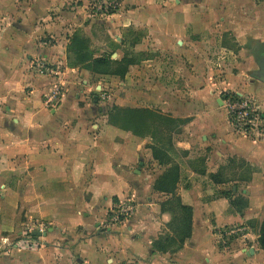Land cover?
<instances>
[{"label":"crops","instance_id":"1","mask_svg":"<svg viewBox=\"0 0 264 264\" xmlns=\"http://www.w3.org/2000/svg\"><path fill=\"white\" fill-rule=\"evenodd\" d=\"M91 2L0 0V193H5L0 264H264L258 244L264 218V121L260 134L240 135L219 102L227 79L233 92L258 97L264 119V82L254 75L263 66L259 62L253 78L247 71L216 77L213 26L203 18L234 12L210 8L213 0H119L120 8L104 16L89 9ZM131 27L146 29L137 50L180 54L168 59L163 73L149 68L154 78L169 79V84L157 81L164 108L190 119L178 142L191 163L182 170L179 193L193 207V231L174 254L152 249L171 215L162 214L155 199L159 195L152 187L163 170L148 169L150 138L109 123L95 95L91 101L103 82L92 84L90 71L68 64L74 34L90 40L95 57L107 52L119 58ZM237 33L240 51L247 49V60L257 63ZM249 33L261 49L264 29ZM40 58L56 73L37 74L32 65ZM245 65L237 62L241 70ZM173 78L185 86H172ZM57 88L58 102L48 105ZM230 189L248 199L243 214L223 194ZM133 193L139 203L134 217L106 226L109 209ZM33 222L48 226L43 235L33 236L37 246L14 245L15 226ZM235 224L249 230L222 246L218 232Z\"/></svg>","mask_w":264,"mask_h":264},{"label":"rangeland","instance_id":"2","mask_svg":"<svg viewBox=\"0 0 264 264\" xmlns=\"http://www.w3.org/2000/svg\"><path fill=\"white\" fill-rule=\"evenodd\" d=\"M90 4V10L98 15H104L101 13V10L98 9V6L95 7L94 1L91 0ZM213 5H210V8L216 7V8H228L230 7L232 9L233 14L230 15H214V16H204L205 22L212 25L213 28L211 29L212 32L210 36L214 37V48L213 51V58L215 61V66L217 68V71L219 72V75L217 74L216 77L225 78L227 74H233V72H236L237 74L242 71H247V78H253V71L259 68V62L262 60V55H264V49H260L257 47V42L252 39L251 34L249 33L254 28H262L264 29V0H213ZM116 8L115 12L120 8L119 0H116L115 2ZM208 7V5H207ZM92 8V9H91ZM215 9V8H213ZM127 32L125 33V38L127 41L122 45V53L121 57L117 58L115 55H111L110 53H105L102 56H111L113 59H121L123 57H128L132 59L135 64L131 65L129 67V70L124 78H121L119 76H113V75H96L93 74V77L91 79L92 84H96L98 82H103V88H94L92 95H91V101L94 98L97 99V104L101 105V107L104 109L105 114H107L108 121H109V114L114 112V106H119L122 108H143V109H150L157 116H164L168 118H173L177 121L181 120L184 121L183 123L177 122V123H170L164 119H158V121H155L154 119H150L148 123V128L143 131L142 135H137L131 131L122 129L127 132H131L133 135L141 138H150V143L148 147L151 149V146L157 145L159 148L163 149L165 153H167L169 158H171L170 164H160L158 160H156L153 156L152 149L151 154L153 160L149 163L148 169H155L158 168L160 170H163L162 174L156 179V181L167 171V169L170 166H177L178 169H180L181 177L180 181L184 180L185 177L182 176V170H185L189 167L190 160H185L184 158L189 154L188 150L182 149L180 146H178V142L180 140L181 134L183 133L184 126L188 123L190 119L188 118H181L179 116H175L173 112L170 111V109L166 110L164 107L165 105L161 102L164 99L163 96V89L157 88V81L167 82L169 84L168 77H164V75L159 74L156 78H154V75L149 72V68L154 69H160L159 72L163 73L162 69L167 63L168 59H173L180 54L178 52H174L173 54H170L169 52H164L162 49H158L154 52H147V50H137L138 44L142 42L143 38L147 36V33H145V28H127ZM238 32V33H237ZM239 32L242 33V39L245 41L243 46H248V50H252V52L256 56L257 63L247 60V56H249V52L247 51H240L241 46H239V43L235 40ZM83 37H86L85 35H82ZM87 38V37H86ZM90 42V40H89ZM216 43V44H215ZM90 50L93 51V48L91 47V42L89 43ZM215 45L217 48H215ZM226 47L227 49L223 48ZM229 46L230 49L227 47ZM115 51V50H114ZM207 51V54H209L210 50H204ZM117 52V51H116ZM205 55V54H204ZM72 58L70 61H68L69 66H74V54L71 56ZM165 58V59H162ZM245 62V66L242 68L237 67V62ZM224 63V65H222ZM237 67L234 68L233 66ZM51 66V65H50ZM172 66H178V65H172ZM52 67V66H51ZM54 68V67H53ZM80 68L83 70H86L83 65H80ZM211 71V69H210ZM56 72V70H55ZM38 74V73H37ZM55 74V73H54ZM46 75V74H45ZM51 75V74H50ZM53 75V74H52ZM107 76V77H105ZM212 76V74H211ZM209 76V77H211ZM215 76V75H214ZM178 77V76H177ZM103 78V79H102ZM213 78V76L211 77ZM226 83L223 84V86L219 89V102L222 101V105L225 106V99L226 95L236 93L231 90V82L227 81L225 79ZM171 82H174L175 84L172 86H176L177 89L180 85V80L177 78H173ZM180 86H185V83H181ZM189 87V86H188ZM102 91V93L100 92ZM103 93H106L107 95L103 98ZM237 94V93H236ZM179 95V94H178ZM249 96L250 98L256 99L260 105L261 101L258 100V97L253 94H245ZM56 104V103H55ZM51 105V104H48ZM226 107V106H225ZM110 123V122H109ZM119 128V127H118ZM121 129V128H120ZM153 135L155 137L153 138ZM243 135V134H240ZM200 153L203 152V149L198 150ZM165 153H161L164 160H167V156H165ZM156 163L157 165H154L153 163ZM145 168L146 165H144ZM144 168V167H143ZM236 178V177H235ZM155 181V182H156ZM155 182L153 184V191L158 193L159 197L155 198L156 201L160 204V211L161 213H168L171 215V220L173 218H177L181 215V212L179 210V207L177 206V203L173 200L176 194L177 197L181 198V195L179 193V183L177 186V190L174 195L168 194L165 192L157 191L154 188ZM226 193H230L234 197H238L239 195H243L241 193L233 192L232 189L224 191V195ZM5 193H0V198H3ZM1 200V199H0ZM182 200V198H181ZM183 202V200H182ZM120 203L129 204L132 203L134 208L132 212H130L128 215L123 217V221L118 224H113L110 220L112 217V211L116 210V206H118ZM138 196L136 193H133L131 195H128L124 197L122 200H118L116 204L112 206L111 209L106 213L105 218V225H120L124 221L130 219L131 217H134V213L138 209ZM171 211V213L169 212ZM174 212V213H173ZM108 219V221H107ZM169 221V222H170ZM168 223H166L165 228L159 234L157 238L154 239L153 243L156 239H158L161 236H165L167 234L173 233L171 229L168 226ZM41 225L42 231L46 232L48 231V226L42 222H33L29 225L25 224H19L16 225L15 228L12 231L13 235V244H24L23 242L28 240L27 237H30L33 239L32 233L34 231H38L37 228ZM241 224H235L229 227H237ZM228 227V226H226ZM254 229L252 231L257 230V225H252ZM259 228V225H258ZM241 234V233H240ZM236 237L232 239V241L236 240L237 238L242 237L243 235H235ZM220 241V240H219ZM231 241V242H232ZM34 245H36V242H31ZM153 249V245H152Z\"/></svg>","mask_w":264,"mask_h":264},{"label":"trees","instance_id":"3","mask_svg":"<svg viewBox=\"0 0 264 264\" xmlns=\"http://www.w3.org/2000/svg\"><path fill=\"white\" fill-rule=\"evenodd\" d=\"M89 39L83 37L80 34H74L67 48L68 61L74 54L73 67H79L83 65L86 70L96 75H113L124 78L129 70V67L135 62L128 58L123 57L121 59H113L111 56L95 57L94 53L90 50ZM264 49V45L262 48ZM263 66L264 72V55L260 60ZM235 97L239 98L238 95ZM114 112L109 114V122L121 129L131 131L137 135H142L143 131L148 128L150 119L158 121V119H164L170 123H183L184 121H177L173 118L164 116H157L155 112L150 109L141 108H122L114 106ZM155 135H153V138ZM153 156L160 164H170L171 158L168 154L157 145L151 146ZM165 153L167 160H164L161 153ZM181 173L177 166H170L167 171L155 182L154 188L157 191L165 192L174 195L178 183L180 181ZM214 177V176H213ZM230 201L231 207L235 212L243 214L244 210L248 207L249 201L243 195L238 197L232 196L230 193L225 194ZM174 203H177L181 215L177 218H173L169 222L168 226L173 233L161 236L153 243V250L161 253H177L181 250L185 242L191 237L193 231V207L186 205L182 202L180 197L174 195ZM171 213V211H169ZM174 213V212H173ZM258 244L261 249L264 250V218L260 227V233L258 238Z\"/></svg>","mask_w":264,"mask_h":264},{"label":"built area","instance_id":"4","mask_svg":"<svg viewBox=\"0 0 264 264\" xmlns=\"http://www.w3.org/2000/svg\"><path fill=\"white\" fill-rule=\"evenodd\" d=\"M95 7L98 6V9L101 10V13L105 15H110L114 13L116 5V0H93ZM33 68L36 73L39 75H48L56 73L55 70L49 65V63L40 58L33 61ZM102 93V91H100ZM60 95V88H57L54 94H52L47 99V104H55L58 102ZM106 93H103V98L106 96ZM238 95L239 98L235 97ZM225 106L229 119L233 124L235 131L243 135H257L262 132L263 126V115H262V106L260 103L254 99L250 98L245 94H228L225 99ZM134 206L132 203L124 204L120 203L116 206V210L112 211V217L110 218L113 224H118L123 221V217L132 212ZM38 231H42L41 225L37 228ZM249 230V227L245 224H241L237 227H224L218 232L220 244L222 246H228L235 235H244ZM241 233V234H240ZM24 244H19L20 246L27 247H36L37 241H34V238L31 239L27 237ZM31 242H36L34 245Z\"/></svg>","mask_w":264,"mask_h":264},{"label":"water","instance_id":"5","mask_svg":"<svg viewBox=\"0 0 264 264\" xmlns=\"http://www.w3.org/2000/svg\"><path fill=\"white\" fill-rule=\"evenodd\" d=\"M254 75L257 76L259 80H261V81L264 82V72L257 71V72L254 73ZM220 102L222 103L221 100H220ZM32 235L33 236H41V235H43V232H41V231H34L32 233Z\"/></svg>","mask_w":264,"mask_h":264},{"label":"flooded vegetation","instance_id":"6","mask_svg":"<svg viewBox=\"0 0 264 264\" xmlns=\"http://www.w3.org/2000/svg\"><path fill=\"white\" fill-rule=\"evenodd\" d=\"M263 72V71H262Z\"/></svg>","mask_w":264,"mask_h":264}]
</instances>
